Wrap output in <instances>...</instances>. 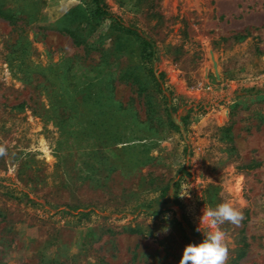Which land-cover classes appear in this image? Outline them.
Listing matches in <instances>:
<instances>
[{"label": "rangeland", "instance_id": "rangeland-1", "mask_svg": "<svg viewBox=\"0 0 264 264\" xmlns=\"http://www.w3.org/2000/svg\"><path fill=\"white\" fill-rule=\"evenodd\" d=\"M103 1L176 110L90 0H0V264H179L182 227L202 242L225 201L227 264H264V0ZM171 180L179 205L153 214Z\"/></svg>", "mask_w": 264, "mask_h": 264}, {"label": "trees", "instance_id": "trees-1", "mask_svg": "<svg viewBox=\"0 0 264 264\" xmlns=\"http://www.w3.org/2000/svg\"><path fill=\"white\" fill-rule=\"evenodd\" d=\"M93 5L92 15L95 19L98 20H108L115 19L111 13L108 11L107 5L103 0H90ZM0 16H4L0 13ZM7 18V17H6ZM114 27H116V31L121 32L122 34L128 35L134 38L141 47L142 57L144 60L143 70L149 82L152 84L151 89L156 92L157 95L161 96L165 105H170L166 110L168 111V116L171 118L173 112H175V105L173 104L172 99V91L169 87H166V76L164 73H157L154 68V62L156 60V51L153 43L146 38L137 28L135 27H126L122 24V21L119 19H115ZM128 80L137 87L138 92L141 95H145L148 99L147 104L151 109L152 103V91H150L149 84L143 83V80L138 75L129 74ZM190 114L182 118V122L185 126L188 125V119ZM171 126L174 128L176 132H180L181 128L178 124L174 123L171 120ZM187 151V149H185ZM181 173L190 175V173L184 168L181 170ZM180 180L175 181L171 180L170 183L162 189L161 195L157 201H154L150 204L147 209L151 210L153 214H158L161 212H165L170 210L171 207L179 205V199L177 195V190L180 187ZM182 232L186 239L192 241L194 244L201 243L199 233L195 231L194 228H190V231H187L186 228L182 227Z\"/></svg>", "mask_w": 264, "mask_h": 264}, {"label": "clouds", "instance_id": "clouds-1", "mask_svg": "<svg viewBox=\"0 0 264 264\" xmlns=\"http://www.w3.org/2000/svg\"><path fill=\"white\" fill-rule=\"evenodd\" d=\"M6 155V145L0 144V157ZM243 219V211L230 201L220 203L215 208H204L201 223H206L210 230L204 234L201 243H190L184 248L179 264H227L230 238L221 226L229 223L239 227ZM197 230L200 231V228Z\"/></svg>", "mask_w": 264, "mask_h": 264}]
</instances>
